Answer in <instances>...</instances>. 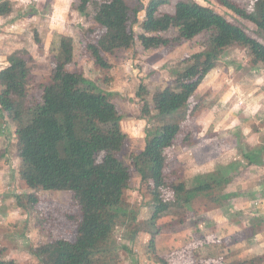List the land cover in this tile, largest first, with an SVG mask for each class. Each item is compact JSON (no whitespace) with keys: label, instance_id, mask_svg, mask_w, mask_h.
<instances>
[{"label":"rangeland","instance_id":"1","mask_svg":"<svg viewBox=\"0 0 264 264\" xmlns=\"http://www.w3.org/2000/svg\"><path fill=\"white\" fill-rule=\"evenodd\" d=\"M9 1L10 12L0 17V56L14 50L28 56V104L41 100L42 88L49 81L62 36L72 38L73 59L67 69L81 72L99 88L110 91L117 103L121 115L119 124L127 133V141L117 155L131 171L124 195L135 214V221L125 219L124 224H118L110 234L109 246L119 245L113 264H160L157 255L167 257L169 264H230L238 261L264 264V195L259 194L264 167L248 164L241 153V147L247 149L264 142V104L260 109L248 99L243 102V98L250 97V91L238 89L234 83L239 71L247 78L252 77L258 70L261 72L264 63L254 66L252 55L242 45L224 48L208 82H204L205 76L181 111L183 116L177 120L188 122L186 125L193 136L203 132L202 127L204 132H213L218 124L220 136H225V144L222 148L218 143L220 146L217 147L216 141V145L208 143L200 149L193 137L187 144L177 140L165 151L164 172L174 184L184 181L190 186L195 174L208 172L204 166L197 167L199 161L211 167L213 159L208 158L231 143L236 146V151L219 157L221 165L213 166L211 170H217V176L227 181L211 185L189 205L181 193L166 190L164 198L169 201V207L160 217L152 219V183L140 177L133 159L144 145L146 126L151 128L157 124L152 116V94L166 85L175 86V78L190 61V55L205 47L208 32H199L187 41L149 49H144L136 38L128 49L105 53L107 61L112 63L109 68H102L84 53L85 41H95L86 31L95 26L94 4L79 12L76 8L78 0ZM126 1L130 8L137 4V0ZM197 1L217 11L224 10L215 0ZM236 1L252 11L256 0ZM142 2L146 4L148 0ZM171 4L170 1L161 5L159 11L172 12ZM227 16L264 43V33L258 32L251 21L229 16V13ZM143 17L144 11L139 10V19L132 25L135 33L140 31ZM175 31L176 28L171 27L164 34L171 36ZM237 96L242 98L235 101L238 107L233 109V99ZM144 100L147 103L142 110ZM239 107L242 116L237 115ZM26 118L22 114L18 120L23 122ZM174 118V115H167L163 120L170 122L175 121ZM20 121L0 111V257L13 259L17 264H39L32 248L56 238L73 240L80 208L70 191L29 188L20 178L21 159L14 134ZM29 193L38 197L37 203L29 202ZM18 196L22 205H19Z\"/></svg>","mask_w":264,"mask_h":264},{"label":"trees","instance_id":"2","mask_svg":"<svg viewBox=\"0 0 264 264\" xmlns=\"http://www.w3.org/2000/svg\"><path fill=\"white\" fill-rule=\"evenodd\" d=\"M170 1L148 0L143 4L137 0L130 8L126 0H78L76 6L79 12H84L94 4L95 26L86 31L95 41H85L84 53L102 68L111 65L105 53L128 49L136 38L144 49H149L208 32L205 47L190 55V61L175 78V86L166 85L152 94V116L157 124L146 126L144 145L133 158L140 177L152 183V219L160 217L169 207L164 198L166 190L181 193L189 205L211 185L227 181L217 176L215 170L195 175L188 186L184 181L174 184L164 172L166 149L177 140L185 143L193 136L188 122L177 119L183 116L181 111L215 67L224 48L242 45L249 50L254 63H264V43L227 16L229 13L249 20L258 32L264 33V0H256L252 11L236 0H215L224 9L222 12L196 0H175L172 13H161V5ZM10 7L9 0H2L0 15L8 14ZM141 9L144 17L140 31L135 33L132 25L138 21ZM171 27L176 28L175 33L164 34ZM98 33L102 36L98 37ZM72 51V38L62 36L41 100L30 104L26 101L28 56L19 50L10 52L8 64L0 68V111L17 121L22 114L27 116L14 130L21 159L20 178L29 188L70 191L80 208L73 240L56 238L32 248L39 264H113L119 245L109 246L110 234L125 219L135 221L124 195L131 171L117 155L127 141V133L119 124L121 115L112 93L99 88L81 72L67 69L73 59ZM146 103L144 100L142 110ZM167 115H174L175 121L165 122ZM241 151L248 164L264 167V142L247 149L241 147ZM260 186V194L264 195V180ZM27 198L32 205L38 201L33 193L27 194ZM166 258L157 255L160 264H169ZM0 264L17 263L0 257Z\"/></svg>","mask_w":264,"mask_h":264},{"label":"crops","instance_id":"3","mask_svg":"<svg viewBox=\"0 0 264 264\" xmlns=\"http://www.w3.org/2000/svg\"><path fill=\"white\" fill-rule=\"evenodd\" d=\"M174 1L175 0H171V3H174ZM197 1V0H196ZM201 3V2H200ZM172 6H173V4H171ZM143 9H141L140 11H142ZM144 11V10H143ZM172 12H173V10H172ZM172 12H168V13H172ZM0 17H3V15H0ZM139 19V18H138ZM141 21V20H140ZM125 50V49H124ZM124 50H122V51H124ZM7 55L8 54H2L1 56H0V68H2V67H4V66H6L7 64H8V60H7ZM3 58V59H2ZM108 62H110V63H112V61H108ZM263 63L262 62H257V63H254V66H259V65H262ZM264 65V64H263ZM135 69V68H134ZM211 71H213V69H211L210 71H209V73L206 75L207 76V78L204 80V82H208V80H209V78H210V76H211V74H210V72ZM234 74V73H233ZM236 74V73H235ZM264 68H261V72L258 70V72L254 75V76H252V77H248L247 78V76L245 75V73H242L241 71H239L238 73H237V77H235V80H234V83H235V86L238 88V89H243V88H245V89H247V91L246 92H249L250 91V97L249 98H246L245 97V99L243 98V102H244V100H246V99H248V100H250V102L251 103H253L254 104V107L255 108H263L262 106H263V104H264V100L262 101H260V97H262L263 98V96H264V94H263V92H264ZM205 78V77H204ZM236 81V82H235ZM204 84V83H203ZM199 87V86H198ZM235 87V88H236ZM241 98H242V96H237L236 97V99H233L234 101H233V103H232V105H233V109H237L236 107H238V106H236V104H235V101L237 100V101H240L241 100ZM248 100H246V101H248ZM242 102V103H243ZM240 105H241V103H240ZM242 108H238V111H237V115L238 116H242V114L240 113V111L239 110H241ZM213 112H214V114H217V112L215 111V110H213ZM201 117H202V115H201ZM218 120H217V118L215 119V122H217ZM198 124H200L201 123V121L200 120H198V122H197ZM203 130V132H201L200 134H197L196 136H192L193 138H194V142L197 144V146H198V148H200V149H203V148H205V146H207L208 145V143L209 144H215L216 143V141H217V147L218 146H220V145H218V143H221V146H222V148H223V145L222 144H225V141H226V139L224 138L225 136H220V134H222V133H220L221 132V130H219L218 129V124H216V126H215V128H213V132H204V127H202V129H201V131ZM250 130V129H249ZM243 134H245L246 135V133L245 132H243ZM188 142V141H187ZM187 142H185L184 144H187ZM230 144V146L229 147H227L225 150H222L221 151V149H219V151H214V153L212 154V157H210V158H208V160H211V159H213V164H212V166L210 167H208V165H206L203 161H199V163H198V166L197 167H200V165L201 166H204V167H206V171H211L214 167H217V166H219V165H221L220 164V162H222L220 159H219V157H221V156H223V155H229V154H227V153H229V152H231V151H236L235 150V148H236V146L235 145H232L231 143H228V145ZM252 144H254V143H252ZM216 145V144H215ZM182 146H184L183 144H182ZM238 148H239V146H238ZM209 149L211 150V147L209 146ZM237 149V148H236ZM217 150V149H216ZM202 152H203V150H202ZM211 152H213V151H211ZM202 155V157H203V154H201ZM200 156V155H199ZM237 156V155H236ZM195 160V159H194ZM196 161V160H195ZM215 161V162H214ZM198 162V161H197ZM215 164V165H214ZM214 166V167H213ZM195 175H197V174H195ZM194 175V176H195ZM193 176V177H194ZM259 194H260V191H259Z\"/></svg>","mask_w":264,"mask_h":264}]
</instances>
